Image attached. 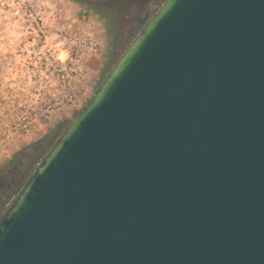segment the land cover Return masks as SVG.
Instances as JSON below:
<instances>
[{
	"label": "water",
	"instance_id": "water-1",
	"mask_svg": "<svg viewBox=\"0 0 264 264\" xmlns=\"http://www.w3.org/2000/svg\"><path fill=\"white\" fill-rule=\"evenodd\" d=\"M14 188L0 264H264V0H166Z\"/></svg>",
	"mask_w": 264,
	"mask_h": 264
},
{
	"label": "rangeland",
	"instance_id": "rangeland-1",
	"mask_svg": "<svg viewBox=\"0 0 264 264\" xmlns=\"http://www.w3.org/2000/svg\"><path fill=\"white\" fill-rule=\"evenodd\" d=\"M165 2L0 0V175L47 152ZM14 190H0V218Z\"/></svg>",
	"mask_w": 264,
	"mask_h": 264
},
{
	"label": "flooded vegetation",
	"instance_id": "flooded-vegetation-1",
	"mask_svg": "<svg viewBox=\"0 0 264 264\" xmlns=\"http://www.w3.org/2000/svg\"><path fill=\"white\" fill-rule=\"evenodd\" d=\"M35 160V156H25L17 160L12 166H9L7 171L0 175L1 194L6 189H13L26 180L33 170ZM24 164L26 168L23 166Z\"/></svg>",
	"mask_w": 264,
	"mask_h": 264
}]
</instances>
